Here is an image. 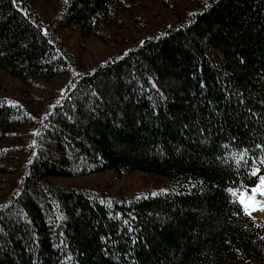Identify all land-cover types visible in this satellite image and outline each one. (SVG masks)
I'll return each instance as SVG.
<instances>
[{"label": "trees", "instance_id": "1", "mask_svg": "<svg viewBox=\"0 0 264 264\" xmlns=\"http://www.w3.org/2000/svg\"><path fill=\"white\" fill-rule=\"evenodd\" d=\"M37 1L0 0V69L54 85L40 109L0 86V176L17 174L0 264H264V219L233 215L223 191L237 146L264 142V0L172 3L126 39L113 30L141 0H59L45 18ZM69 29L115 50L84 63ZM107 169L167 182L130 194L53 182Z\"/></svg>", "mask_w": 264, "mask_h": 264}, {"label": "rangeland", "instance_id": "2", "mask_svg": "<svg viewBox=\"0 0 264 264\" xmlns=\"http://www.w3.org/2000/svg\"><path fill=\"white\" fill-rule=\"evenodd\" d=\"M59 2V0H38L36 8L42 18L50 17L57 10ZM172 3L185 7L191 6L187 0H141V3L137 4L130 13H125L122 21L123 25L113 30L115 32L114 36L116 34L117 39H126L132 35L138 36L146 29L149 23L155 22L158 16L170 15L171 10L169 9V5L171 6ZM147 20L149 21L148 24H146ZM63 32L66 43L74 50L77 58L84 63H93L96 60L103 59L115 50L114 46L110 45V41H99L94 36L82 37L76 30L69 29ZM45 85L46 87H43V89L24 85L19 79L9 76L0 69V86L4 94L18 97L33 108L40 109L41 103L54 87L52 83ZM16 177V173L0 176V202L5 199L11 182ZM53 182L63 186L96 188L110 194H130L144 188L161 187L166 184L167 178L163 175L144 171L119 174L113 169H107L78 177H58ZM253 216L256 220H262L264 219V211H255L253 212Z\"/></svg>", "mask_w": 264, "mask_h": 264}, {"label": "snow or ice", "instance_id": "3", "mask_svg": "<svg viewBox=\"0 0 264 264\" xmlns=\"http://www.w3.org/2000/svg\"><path fill=\"white\" fill-rule=\"evenodd\" d=\"M69 2L70 0H63L65 4ZM13 3L15 4L16 0H13ZM204 7L205 9L211 7V4L205 3ZM189 15L194 16L195 13H189ZM240 62L244 63V59L241 58ZM200 83L203 86V81ZM69 87H74V85L70 83ZM61 91L63 92L64 89H61ZM8 103L13 104L15 102L8 101ZM60 103L58 100L57 105ZM35 143L34 140L33 144ZM254 147L257 150L256 152H253L250 148L237 146L234 158L236 166L232 170L233 179L223 189L229 197L227 202L238 208V211L234 212L233 215L243 214L253 221L255 220L253 212L264 211V142L256 144ZM163 191H167V189ZM4 207L6 205H0V208ZM261 239L264 240V236Z\"/></svg>", "mask_w": 264, "mask_h": 264}]
</instances>
